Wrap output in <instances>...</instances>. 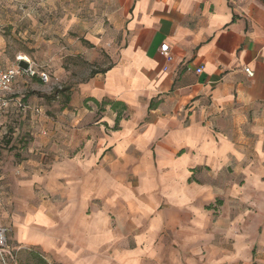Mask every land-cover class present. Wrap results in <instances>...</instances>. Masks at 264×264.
I'll list each match as a JSON object with an SVG mask.
<instances>
[{"label":"crops","instance_id":"crops-1","mask_svg":"<svg viewBox=\"0 0 264 264\" xmlns=\"http://www.w3.org/2000/svg\"><path fill=\"white\" fill-rule=\"evenodd\" d=\"M102 4L110 28L88 42L109 67L73 89L88 107L50 170L33 162L25 211L0 215L13 248L49 264H264V0Z\"/></svg>","mask_w":264,"mask_h":264},{"label":"rangeland","instance_id":"rangeland-1","mask_svg":"<svg viewBox=\"0 0 264 264\" xmlns=\"http://www.w3.org/2000/svg\"><path fill=\"white\" fill-rule=\"evenodd\" d=\"M104 11L102 0H0V66L19 64L25 69L29 65L20 59L25 57L36 71L50 76V83L38 75L19 77L14 87L19 102L7 120L2 119L6 134L0 150L1 216L25 211L32 194L24 180L38 165L43 166L41 173L50 170L47 154L71 141L75 119L88 107L73 105V89L109 67L106 52L88 42L90 35L110 28ZM89 104L97 113L99 108ZM9 237L10 253L0 255V264L48 263L38 249H14L17 239L13 233Z\"/></svg>","mask_w":264,"mask_h":264},{"label":"built area","instance_id":"built-area-1","mask_svg":"<svg viewBox=\"0 0 264 264\" xmlns=\"http://www.w3.org/2000/svg\"><path fill=\"white\" fill-rule=\"evenodd\" d=\"M231 3H243L245 0H228ZM161 54L165 57L167 63H171L173 60V56L171 54V48L167 43H163L160 46ZM29 66L22 68L18 64L17 66H11L8 68L0 67V112H4V110L8 107L10 103L9 95L13 93V87L15 82L21 76H26L29 78H33L35 75H38L40 80L44 83H50V76L47 72H39L34 69L31 65V61L26 59ZM167 69V68H166ZM204 67H200L197 69V74L203 73ZM246 74L249 77L254 76V71L251 68L245 69ZM39 112V109H36ZM1 202V198H0ZM8 228H5L0 225V255L4 257V255L10 253L11 247L9 246V238L7 237Z\"/></svg>","mask_w":264,"mask_h":264},{"label":"trees","instance_id":"trees-1","mask_svg":"<svg viewBox=\"0 0 264 264\" xmlns=\"http://www.w3.org/2000/svg\"><path fill=\"white\" fill-rule=\"evenodd\" d=\"M100 72H106V71H96V72H94L93 74H92V77L94 76V75H96V73H100ZM34 78V77H33ZM61 93H63V92H61ZM68 100H70V97H68ZM92 101H95V100H92ZM104 103V105H109V106H111L113 109H117L121 104L119 103V102H112V103H108V102H103ZM120 117H121V113H118V116H117V121L120 119ZM8 144H9V141L7 142ZM37 257V256H36ZM42 262H43V264H48L46 261H43L42 260Z\"/></svg>","mask_w":264,"mask_h":264},{"label":"bare ground","instance_id":"bare-ground-1","mask_svg":"<svg viewBox=\"0 0 264 264\" xmlns=\"http://www.w3.org/2000/svg\"><path fill=\"white\" fill-rule=\"evenodd\" d=\"M20 59H21V60H26V58H25V57H21Z\"/></svg>","mask_w":264,"mask_h":264}]
</instances>
